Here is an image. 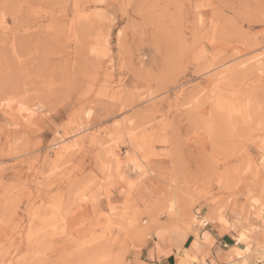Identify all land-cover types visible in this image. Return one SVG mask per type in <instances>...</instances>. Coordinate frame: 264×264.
I'll return each instance as SVG.
<instances>
[{
	"label": "rangeland",
	"instance_id": "rangeland-1",
	"mask_svg": "<svg viewBox=\"0 0 264 264\" xmlns=\"http://www.w3.org/2000/svg\"><path fill=\"white\" fill-rule=\"evenodd\" d=\"M263 160L264 0H0V264H144L169 199L264 249Z\"/></svg>",
	"mask_w": 264,
	"mask_h": 264
},
{
	"label": "crops",
	"instance_id": "crops-1",
	"mask_svg": "<svg viewBox=\"0 0 264 264\" xmlns=\"http://www.w3.org/2000/svg\"><path fill=\"white\" fill-rule=\"evenodd\" d=\"M111 108H114V106ZM211 212V210L206 211L200 213V215L205 217ZM146 222L149 224V221ZM239 227V224H235L236 230H241ZM196 228L197 226H194L190 230H186L179 224H171L167 221H161L159 224L153 223L151 229L147 232L148 238L145 244L136 251L137 259L144 264H179L182 252L190 250L198 260L193 264H233L238 260L235 257L233 248L245 249L249 245L250 253L247 258L249 257L248 261L251 260L250 264H262L261 261L256 259V253L262 252L263 254L264 249L258 245L256 235H253L254 228L248 243L240 244L236 243L233 236L236 235L235 229L231 226L230 230L228 226H223L216 219L206 228L200 229L198 227V230ZM220 229H223V231ZM231 256H233V260H229ZM239 263L238 261L237 264Z\"/></svg>",
	"mask_w": 264,
	"mask_h": 264
},
{
	"label": "bare ground",
	"instance_id": "bare-ground-1",
	"mask_svg": "<svg viewBox=\"0 0 264 264\" xmlns=\"http://www.w3.org/2000/svg\"><path fill=\"white\" fill-rule=\"evenodd\" d=\"M78 2V1H77ZM76 4V3H75ZM78 4V3H77ZM76 4V5H77ZM99 35V34H98ZM102 36V35H101ZM100 36V37H101ZM99 38V37H98ZM103 38V37H102ZM102 38H100V39H102ZM103 40V39H102ZM105 44H107V40H105ZM104 50H105V48H104ZM93 52L94 53H98L97 51H96V49L95 50H93ZM178 52V51H177ZM100 54H101V52H99ZM176 53V52H175ZM224 72V71H223ZM222 72V73H223ZM100 94H102V98L103 97H107V92H104V91H101V93ZM2 102V104H1V106L4 108V109H6V110H10V109H12V104H13V102H14V100L13 99H4L3 101H1ZM30 106V105H29ZM125 107V106H124ZM124 107H122V109H124ZM23 112H25L26 113V115L24 116V119L25 120H28V118H30V117H32V115H33V112H32V110L31 109H29L25 104H22V103H18V106L16 107V113L17 114H19V115H21V113H23ZM88 116H90V114H88ZM65 138V137H64ZM140 141V140H139ZM62 145L61 146H59V147H61V151H64V150H67V149H69V147H74V144H72V146H69V145H67V144H64V143H61ZM57 145V144H56ZM59 145V144H58ZM76 146V145H75ZM58 147V148H59ZM60 151V150H59ZM66 153V152H65ZM57 154V153H56ZM59 154V153H58ZM60 156V155H59ZM264 161V160H263ZM134 184H132V183H130L129 184V187L132 189V188H134ZM142 189V188H141ZM88 190V189H87ZM12 198V197H11ZM255 200V199H254ZM215 201V200H214ZM217 202V201H216ZM215 202V203H216ZM253 202V201H252ZM255 203H258V201L256 200V201H254ZM169 204L167 205V211L169 212V214L171 215V216H174V217H176L178 220H179V222L181 223V221H185L186 219L189 221H192V223L193 224H197L196 226H197V228L199 227L200 229L201 228H206L209 224H211V223H213V221H214V219H216L220 224H222L223 226H228L230 223L228 222L227 223V220H225L222 216H221V210H218L217 212H215V211H212L211 213H209L207 216H201L200 215V213H195V214H193L191 211H189V208H188V211H187V209L186 210H184V209H182V208H180L179 207V205H178V203H177V200H170L169 199V202H168ZM13 205V204H12ZM14 207V206H13ZM221 208V207H220ZM217 209V208H216ZM215 209V210H216ZM190 210H191V208H190ZM224 210V209H223ZM222 210V211H223ZM9 214V213H8ZM12 214V213H11ZM151 214V213H150ZM168 214V213H167ZM175 214V215H174ZM160 215H162L161 213H160ZM225 215V214H224ZM150 217H151V215H149ZM249 216V215H248ZM149 217V218H150ZM160 217V216H159ZM225 217V216H224ZM152 219H154V218H152ZM227 219V218H226ZM153 221V220H152ZM147 223V222H146ZM155 223V222H154ZM153 224V222H149V225H152ZM234 224H237V223H234ZM233 224V225H234ZM193 227V226H192ZM238 227V226H237ZM241 227H243V226H241ZM196 228V230H198ZM234 229H235V231H236V235H233L234 236V238H235V240H236V243L237 244H240V243H248V241L250 240V235L252 234V231H253V228H247V227H245V228H242L241 230H236V228L235 227H233ZM52 229V228H51ZM229 229H230V227H229ZM221 231H223V229H220ZM231 230V229H230ZM194 232V231H193ZM201 239V238H200ZM235 243V244H236ZM236 246V245H235ZM179 251V250H178ZM233 252H234V254H235V257L238 259L237 260V262H234L233 264H237L238 263V261L240 262V263H242V264H248V258H247V255L250 253V246L249 245H247L246 246V248L245 249H241V248H239V247H235V248H233ZM194 254H195V252H194ZM260 254H262V252L261 253H259V255ZM264 254V253H263ZM255 255V254H254ZM196 256V255H195ZM192 253H191V251L190 250H184L183 252H182V256H181V258H180V260H179V264H193V263H195V262H197L198 260H197V258L195 257ZM177 257V256H176ZM180 257V256H179ZM203 257V256H202ZM204 258V257H203ZM260 257H258V259H259ZM263 258V257H262ZM229 260H233V256H231L230 258H229ZM263 261V260H262ZM203 262V261H202ZM146 263V262H145ZM260 264V263H259Z\"/></svg>",
	"mask_w": 264,
	"mask_h": 264
}]
</instances>
